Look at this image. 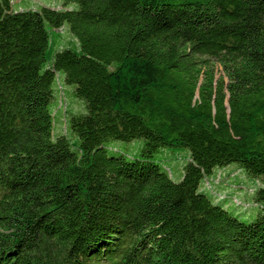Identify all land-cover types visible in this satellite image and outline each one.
Masks as SVG:
<instances>
[{
	"label": "trees",
	"instance_id": "16d2710c",
	"mask_svg": "<svg viewBox=\"0 0 264 264\" xmlns=\"http://www.w3.org/2000/svg\"><path fill=\"white\" fill-rule=\"evenodd\" d=\"M62 1L0 0V264H264V0ZM232 164L250 222L205 193Z\"/></svg>",
	"mask_w": 264,
	"mask_h": 264
},
{
	"label": "rangeland",
	"instance_id": "374dc122",
	"mask_svg": "<svg viewBox=\"0 0 264 264\" xmlns=\"http://www.w3.org/2000/svg\"><path fill=\"white\" fill-rule=\"evenodd\" d=\"M70 7L76 8V5H69ZM13 7L15 10H24V9H39L41 7H48L51 9H63L64 3L62 0H14ZM60 34L63 35L62 45L60 49L69 47L75 43L74 39L68 34L65 29H61ZM220 67H217L216 74L219 76ZM61 80H63V74H59ZM64 87V93L67 97L68 106L67 111L73 113H83L85 108L84 104L80 101L73 98L70 94L69 88ZM60 94V98H62ZM59 97V96H58ZM57 111H60L59 105L57 106ZM67 114V113H66ZM64 116L59 117V122L56 124L57 127L62 128L65 131L64 126ZM143 140H134L132 142H121V141H111L108 146L114 150L128 155H133L138 152L141 148ZM181 152L180 150H176ZM166 153V154H165ZM165 154V155H164ZM166 156V157H165ZM157 160L163 161L166 168L172 173V178L175 181H179L178 175L180 173L179 167H182L183 164L188 160V155L184 153H172L168 150H163L157 155ZM165 158L167 161H164ZM212 184L210 188L205 186L206 194L218 202L214 197H217L220 191L219 179L223 178V183L227 184L226 190L221 194L228 198L229 203L232 205L230 211L235 213L240 220L250 222L256 218L258 213L261 211L262 207H259L254 198V192H256L261 186L262 183L259 180L247 176L243 171L239 169L236 164H232L224 169H218L214 172ZM242 203L243 206H237L234 202ZM223 203V202H222Z\"/></svg>",
	"mask_w": 264,
	"mask_h": 264
}]
</instances>
